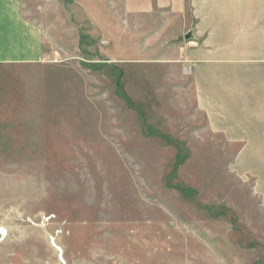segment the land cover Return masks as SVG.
Masks as SVG:
<instances>
[{"label":"rangeland","instance_id":"obj_1","mask_svg":"<svg viewBox=\"0 0 264 264\" xmlns=\"http://www.w3.org/2000/svg\"><path fill=\"white\" fill-rule=\"evenodd\" d=\"M15 1L44 57L0 64V264H264V163L202 59L225 0Z\"/></svg>","mask_w":264,"mask_h":264},{"label":"crops","instance_id":"obj_2","mask_svg":"<svg viewBox=\"0 0 264 264\" xmlns=\"http://www.w3.org/2000/svg\"><path fill=\"white\" fill-rule=\"evenodd\" d=\"M177 2L169 0L168 6L176 7ZM217 31L216 49L201 50L203 55L216 52L224 54V58L202 59L205 65H210L209 62L219 65L218 101L224 110L221 116L233 122L232 127H226L220 120L212 122L228 141L251 150L257 162L263 164L264 0H238L233 7L225 0L218 10ZM43 48L41 31L23 18L19 4L15 0H0V64L42 62ZM225 54H232L228 67L231 57ZM231 98L233 112L227 113L226 100Z\"/></svg>","mask_w":264,"mask_h":264},{"label":"bare ground","instance_id":"obj_3","mask_svg":"<svg viewBox=\"0 0 264 264\" xmlns=\"http://www.w3.org/2000/svg\"><path fill=\"white\" fill-rule=\"evenodd\" d=\"M0 235H2V232H1V230H0Z\"/></svg>","mask_w":264,"mask_h":264},{"label":"built area","instance_id":"obj_4","mask_svg":"<svg viewBox=\"0 0 264 264\" xmlns=\"http://www.w3.org/2000/svg\"><path fill=\"white\" fill-rule=\"evenodd\" d=\"M1 236H2V237H4V235H3V234H2ZM0 239H1V238H0Z\"/></svg>","mask_w":264,"mask_h":264}]
</instances>
